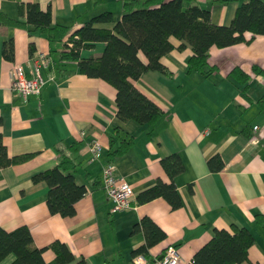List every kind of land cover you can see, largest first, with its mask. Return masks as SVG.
Wrapping results in <instances>:
<instances>
[{"label":"crops","instance_id":"crops-1","mask_svg":"<svg viewBox=\"0 0 264 264\" xmlns=\"http://www.w3.org/2000/svg\"><path fill=\"white\" fill-rule=\"evenodd\" d=\"M125 0H0V13L19 18L18 5L36 2L52 13V23L68 28L60 41L49 42L44 35H29L20 27L0 24V135L8 155L33 153L26 162L0 169V227L5 230L26 225L34 245L44 248L47 264H58L48 248L59 241L67 245L75 260L67 264H133V251L144 243L142 232L133 227L142 217L152 219L166 237L149 249V258H158L168 245L176 246L185 264L212 236L215 228H248L254 243L248 249L251 264H264V226L256 213L264 214V35L250 43H236L209 49V74L187 72L190 46L174 48L161 57L167 72H144L134 86L152 100L162 116L153 125L122 121L116 116V90L99 78L77 71L75 61H61L67 36L95 15L109 11L112 21L96 23L112 29L121 18ZM143 1V0H140ZM167 1V0H164ZM210 10L212 22L228 25L238 6L246 0H195ZM188 3H184L187 6ZM23 19V18H21ZM249 33L246 36L249 37ZM14 42V60L2 57L5 41ZM176 47L180 43L170 38ZM35 52L48 55L50 63L42 69L43 85L38 96L27 101L11 88L14 63H22L26 75L29 44ZM103 42L81 50V57H97ZM239 68L249 75L241 82L232 73ZM133 137L129 151L112 160L108 155L114 128ZM256 127V128H255ZM92 140L101 144V154L90 160ZM73 146V147H70ZM60 151L76 163L75 177L86 187L74 204L75 213L62 217L47 207V184L34 183L31 176L54 167ZM178 154L184 169L173 178L182 205L172 209L157 197L138 203L139 192L158 179H170L160 164L161 158ZM219 155L223 167L210 171L207 160ZM115 165V172L130 183L135 192L129 209L112 212L111 202L101 186L102 168ZM191 187V190H190ZM9 255L0 264H9ZM242 264H249L244 262Z\"/></svg>","mask_w":264,"mask_h":264},{"label":"trees","instance_id":"trees-1","mask_svg":"<svg viewBox=\"0 0 264 264\" xmlns=\"http://www.w3.org/2000/svg\"><path fill=\"white\" fill-rule=\"evenodd\" d=\"M186 2L188 5L184 6ZM18 16L10 18L0 13V24L23 28L29 35H44L49 42L62 40L68 31L64 25L52 23L49 7L43 10L36 2L20 3ZM111 21V12L105 11L75 29L67 36L60 60L75 61L80 74L102 79L114 87L118 119L133 120L139 125H153L163 111L139 91L133 81L149 70L166 73L161 57L174 48L181 50L187 46L193 51L187 60V72L195 70L209 74L214 69L205 70L211 46L223 48L241 42L250 43L255 36L264 35V0H246L241 3L228 25L214 24L210 10L201 7L195 0H125L121 18L112 29L94 26ZM246 33L250 34L249 37ZM171 37L180 41L178 46L173 45ZM96 42L104 43L102 53L97 57H81V50L93 47ZM34 51V43L30 42L29 53ZM1 54L8 61L14 60L12 39L2 44ZM253 70L258 74L264 72L257 65L253 66ZM231 73L241 82L249 79V75L239 68H233ZM258 103L264 107V95L258 99ZM109 143L108 155L112 160L129 151L133 137L116 127ZM60 153V160L54 167L33 174L31 180L47 184L46 203L49 212L68 217L74 215V204L87 189L76 181L75 160L62 151ZM35 155V152L8 155L0 135V169L26 162ZM160 164L170 181L158 179L155 184L139 192L136 200L142 204L162 197L172 209H177L182 202L173 178L183 171L184 165L176 153L161 158ZM207 166L212 172L219 171L223 161L219 155H213L208 158ZM255 219L264 226L263 213H256ZM133 231L142 232L144 236V243L133 251V255L143 254L147 258L149 249L166 237V233L149 217H142ZM253 243L254 236L246 227L232 225L230 228H215L211 238L194 253L190 264H251L248 249ZM48 248L54 252L58 264L75 260L70 249L62 242L54 241ZM43 250L34 245L26 225L12 230L0 227V262L13 255L9 264H47L42 257ZM82 262L83 258L77 261L80 264Z\"/></svg>","mask_w":264,"mask_h":264},{"label":"built area","instance_id":"built-area-1","mask_svg":"<svg viewBox=\"0 0 264 264\" xmlns=\"http://www.w3.org/2000/svg\"><path fill=\"white\" fill-rule=\"evenodd\" d=\"M49 63L50 58L47 54L42 52L33 53L27 61L29 76L26 75L22 63H14L11 90L18 94L24 102L31 95L38 96L46 81L53 79L52 76L47 79L44 78L42 73V69L46 68ZM101 150L100 142L92 140L89 145L90 160L97 159L101 154ZM101 186L111 202L112 212L123 211L131 207V201L135 198L134 189L124 177L116 174L115 165L112 162L107 163L102 168ZM132 262L133 264H185L174 245H168L159 258L148 259L143 254H136L132 256Z\"/></svg>","mask_w":264,"mask_h":264},{"label":"water","instance_id":"water-1","mask_svg":"<svg viewBox=\"0 0 264 264\" xmlns=\"http://www.w3.org/2000/svg\"><path fill=\"white\" fill-rule=\"evenodd\" d=\"M159 257H160V256H159ZM159 257H158V258H159Z\"/></svg>","mask_w":264,"mask_h":264}]
</instances>
